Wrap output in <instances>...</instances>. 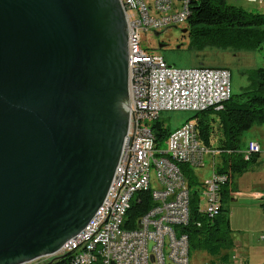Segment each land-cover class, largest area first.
I'll return each instance as SVG.
<instances>
[{"label": "water", "instance_id": "1", "mask_svg": "<svg viewBox=\"0 0 264 264\" xmlns=\"http://www.w3.org/2000/svg\"><path fill=\"white\" fill-rule=\"evenodd\" d=\"M129 78L119 0H0V264L53 255L92 220L127 135Z\"/></svg>", "mask_w": 264, "mask_h": 264}, {"label": "built area", "instance_id": "2", "mask_svg": "<svg viewBox=\"0 0 264 264\" xmlns=\"http://www.w3.org/2000/svg\"><path fill=\"white\" fill-rule=\"evenodd\" d=\"M119 1L127 22L132 84L127 135L111 188L80 234L34 264L52 263L64 255L70 256L68 264H190L185 229L190 222L191 189L180 167L199 169L218 151L203 143L195 122L167 132L159 115L221 109L231 98L230 72L206 66L178 69L142 49L143 33L151 35L182 26L187 29L189 0ZM250 1L258 3L264 12V0ZM162 132L166 133L164 138L158 136ZM259 152L256 142H247L246 158ZM225 177L212 172L210 178L195 186L200 214L208 218L219 214ZM144 193L149 194L152 206L132 215L133 203L143 201L137 195ZM201 202L205 210L200 208ZM206 264L247 262L235 252L227 261Z\"/></svg>", "mask_w": 264, "mask_h": 264}, {"label": "trees", "instance_id": "3", "mask_svg": "<svg viewBox=\"0 0 264 264\" xmlns=\"http://www.w3.org/2000/svg\"><path fill=\"white\" fill-rule=\"evenodd\" d=\"M189 10V48L195 51L208 47L254 51L264 44L262 10L247 11L228 5L225 0H189ZM244 75L248 84L239 95L231 96L219 110L209 109L194 116L193 122L197 125L200 139L206 146L216 131L209 117L215 115L218 119L216 128L220 131L221 139L216 150L222 163L215 165L214 173L226 176V182L220 192L221 210L214 218H208L198 212L199 196L195 185H201L200 181H197L194 171L188 166L180 167L191 189L190 222L185 229L189 241V255L202 251L218 257V260L227 261L229 254L222 252L233 248L231 229L226 218L227 210L224 206L230 200L234 176L245 174L251 165L256 164L258 156L252 154L245 157L241 138L252 127L264 125V68L245 71ZM158 136L164 138L166 133L162 132ZM137 196H141L143 201L140 204L133 203L132 215L142 213L152 206L149 194ZM69 258V255H64L47 264H68Z\"/></svg>", "mask_w": 264, "mask_h": 264}, {"label": "rangeland", "instance_id": "4", "mask_svg": "<svg viewBox=\"0 0 264 264\" xmlns=\"http://www.w3.org/2000/svg\"><path fill=\"white\" fill-rule=\"evenodd\" d=\"M228 5L245 9L247 11L261 12L258 3L250 0H225ZM186 27L168 28L156 37L154 34L141 35V47L147 53L160 56L167 65L178 69L206 67H225L230 72V92L236 97L247 87L245 71L264 68V44L254 51L220 50L216 48H204L195 51L190 46L188 34H183ZM161 46V48H159ZM231 97V98H232ZM197 113L190 111L161 112L159 121L169 132L181 128L188 121H194ZM211 124L216 129L212 136V142L219 146L220 131L216 128L218 119L215 115L209 117ZM219 132V133H218ZM258 138L260 152L256 164L250 166L247 174L236 175L234 182L237 192L234 200L225 204L226 218L229 221L231 237L234 241L245 246L250 264L264 263V125L254 126L246 131L241 138V147L245 151L248 141ZM216 145V146H217ZM222 159L219 154L206 158L203 167L194 170L197 181L204 182L210 178L214 166L220 165ZM256 185L260 187L256 188ZM196 186V185H195ZM233 192V189H232ZM230 192V197L232 195ZM200 208L206 209L201 202ZM234 246V243H233ZM235 248V247H233ZM239 254L240 252L237 251ZM235 252L223 251L222 254ZM238 254V255H239ZM218 258L206 252L196 251L190 254V264L209 263ZM240 258H242L240 256ZM243 259V258H242ZM209 261V262H208ZM30 264H34L30 263ZM35 264H41L37 262Z\"/></svg>", "mask_w": 264, "mask_h": 264}, {"label": "crops", "instance_id": "5", "mask_svg": "<svg viewBox=\"0 0 264 264\" xmlns=\"http://www.w3.org/2000/svg\"><path fill=\"white\" fill-rule=\"evenodd\" d=\"M257 140H259L258 138H256L255 137V139H253V140H250V141H253V142H256L258 145H259V143H258V141ZM250 141H248V142H250ZM217 144H215V143H213L212 142V138L210 139V141H209V143H208V147H211V148H215V149H217L218 148V145L216 146ZM260 147V146H259ZM216 165H218V164H216ZM215 167L216 166H214V170H213V172L215 171ZM251 169H248V171L245 173V174H247L249 171H250ZM243 176V175H242ZM235 177V176H234ZM232 183H233V187H232V189H233V192H232V195H231V197H230V200L232 199V200H234V198L236 197V193L237 192H235L234 190L237 188V184L234 182V179H233V181H232ZM256 188H258V187H260V185H256L255 186ZM261 188V187H260ZM263 190H264V188H262ZM233 243H234V246L233 247H235V248H232L230 251L231 252H236V253H238L237 251H239L240 252V254H239V256H241L242 258H243V260H245L246 262H247V264H250V262H249V257H248V254H247V250H246V248H245V246H243V245H241L240 243H238V242H236V241H234L233 240ZM228 258V257H227ZM211 262H214V261H218V259H216V258H214V259H212V260H210ZM209 262V261H208ZM204 264V263H203Z\"/></svg>", "mask_w": 264, "mask_h": 264}, {"label": "bare ground", "instance_id": "6", "mask_svg": "<svg viewBox=\"0 0 264 264\" xmlns=\"http://www.w3.org/2000/svg\"><path fill=\"white\" fill-rule=\"evenodd\" d=\"M129 84H132V75H130ZM109 188H111V184H110ZM55 259H58V258H55ZM55 259H53L52 262L55 261Z\"/></svg>", "mask_w": 264, "mask_h": 264}]
</instances>
